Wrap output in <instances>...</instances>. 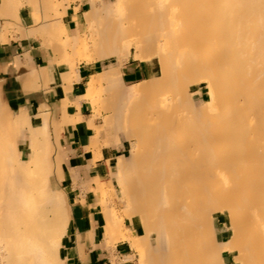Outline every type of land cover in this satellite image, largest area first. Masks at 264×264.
Instances as JSON below:
<instances>
[{"label":"bare ground","instance_id":"bare-ground-1","mask_svg":"<svg viewBox=\"0 0 264 264\" xmlns=\"http://www.w3.org/2000/svg\"><path fill=\"white\" fill-rule=\"evenodd\" d=\"M71 2L0 0V29L6 30L9 18L30 28L29 36L41 34L53 65L37 72L17 62L19 78L46 84L58 70L64 90L58 121L66 131L84 123L67 110L79 66L104 64L75 99L76 107L92 108L86 126L94 135L84 150L95 160L103 147H130L129 166L123 154L110 161L118 192L111 182L95 180L101 230L113 242L128 241L143 262L146 248L149 264H264V0H84L85 25L78 22L69 33ZM45 7L53 12L43 13ZM38 10L46 14L43 21ZM133 50L145 61L147 80L125 90L120 67ZM150 57L160 62L159 79ZM112 58L117 66L108 65ZM203 84L215 92L203 102L207 111L191 101ZM1 109L0 122L6 120ZM103 112L100 128L96 121ZM9 118L28 126L31 153L12 159L0 140L2 261L62 264L69 224L57 185L69 164L57 152L63 138L55 137V149L44 108L34 118L25 110ZM110 130L113 141L107 139ZM107 197L124 199L126 207L108 209Z\"/></svg>","mask_w":264,"mask_h":264},{"label":"crops","instance_id":"crops-1","mask_svg":"<svg viewBox=\"0 0 264 264\" xmlns=\"http://www.w3.org/2000/svg\"><path fill=\"white\" fill-rule=\"evenodd\" d=\"M83 6L84 4H74L69 7L65 19V25L69 33L77 27L78 22L82 21ZM76 8H79V10L76 11ZM20 49L22 52H20ZM4 60L7 65L6 69L13 71L15 74H21L16 66L17 62L37 72H49L53 65V62H46L48 58L40 51H36L35 48L25 51L21 44H10L5 51ZM108 65L117 66V62L108 63ZM103 70L104 64L102 62L79 66L78 76L80 80L74 84V89L67 95V99L75 102L76 96L82 92L83 86L92 79V76L103 73ZM54 75L56 76L54 86L52 85L53 87L49 91L43 89L45 84L42 81L30 84L24 78L21 79L19 76L15 77V75L11 77L10 75L8 79L11 81L10 90L12 93L8 98L9 105L16 107L17 111L15 112L25 110L31 118L36 117L43 106L51 107L52 109L54 107V111H59L56 103H59V100H64V97L59 94V90H63V86L60 83L57 69H55ZM145 76L144 69L134 58L129 59L120 67V79L125 87L143 82ZM26 88L28 91H26ZM33 107H35L34 112L32 111ZM86 108H88V104L82 103L76 111L77 116H80L83 120H88L90 117V114L85 112ZM93 135V131L83 123V126L76 132L66 131L63 137V154L69 161L64 172L63 182L71 210L69 224L64 236V264H133L135 254L129 245L130 243L128 241H119L115 246V250H111L108 248L105 231L101 230L99 216L103 212V207L98 203L95 195V190L97 189L95 180L103 184H110L112 174L110 161L117 157V153L112 147H103L100 151L101 159L95 160V153L84 150ZM70 170L72 171L71 174ZM109 199L111 206L106 200L108 209H116L113 204L114 200H119L126 207L124 199L114 197ZM126 226L129 230H133L128 221H126ZM225 254L229 255L228 253ZM225 254L224 257L226 256ZM114 259L116 260L115 262Z\"/></svg>","mask_w":264,"mask_h":264},{"label":"rangeland","instance_id":"rangeland-1","mask_svg":"<svg viewBox=\"0 0 264 264\" xmlns=\"http://www.w3.org/2000/svg\"><path fill=\"white\" fill-rule=\"evenodd\" d=\"M53 1L55 2L56 0H52V3H54ZM60 1H62V0H60ZM106 1H108V0H105V2ZM74 4H84V0H72L70 7L73 6ZM84 6H83V12H82V21H81V23L83 25H85V19H84V14L83 13L88 8L86 5H84ZM46 8H47V10H44L43 13H47L48 14L49 12L50 13L53 12L51 10V9H53V7H50L51 9H49V10H48V7H45V9ZM41 9L43 10L44 8H41ZM77 9L78 8H76V10ZM40 10H38V12H37V14L39 13L38 15H40V17L38 15L37 16L39 18V21H43L44 18H43L42 15H44V14H42V12H41L42 10L41 11ZM68 10H69V8H68ZM27 15H28L27 18L29 19L30 10H27ZM45 15H44V17H45ZM29 32H30V28L22 26L20 23H16V22H14L13 20H11L9 18L6 19V30H2L1 31V29H0V104L2 105V107L0 105V108H2L4 110V112H6V120L0 122V135L2 136V137L0 136L1 137L0 140H2V142L6 144V149L9 150V154L11 155L12 159L13 158L17 159L18 157L21 158V156L28 155L29 153H31V147H30V140H29L30 132H29L28 126L23 125L21 123L19 125H16V124H14V122H12L14 120H12V119L10 120V118H9V116H11V118H12L18 112H15V111H17L16 107H14L13 105L10 106L9 103H8V100H9L8 98L10 97V95L12 93L11 90H10V82L11 81L8 78L10 77V75H11V77H12V75L13 76L15 75V77L16 76L20 77V74H15L13 71L11 72L10 70L8 71V69H6L7 65L4 63L5 62V60H4L5 51L10 46V44H21L25 51L27 49H30V48H35L36 51H40L43 55H46V57H48V58L51 57V53H49L50 51L48 50L47 46L46 45H42L43 44V40H42V37L40 36L41 34L39 32H38V34H37V32H35L32 36H29ZM20 52H22L21 49H20ZM68 53H69V56H72V52H71L70 49H68ZM57 57L59 58V55H57ZM133 58L135 60H137V63L139 65H141V67L145 71V68H144L145 67L144 66L145 65V61H144V59H139V60L136 59L135 55H134V50H133L132 54L128 57V59L125 60V62H127L129 59H133ZM147 59H148V61L149 60H154V66H152L151 68L156 73L154 72L155 75L153 76V78L154 79H159V77H161V74H159V73H162V71L160 70V62H159V60L157 58H152V57L147 58ZM60 61H61V58H59V62ZM109 61H110V63H115L116 62V60L113 59V58L109 59ZM46 62L47 63H52V60L48 59ZM20 67L21 68H25L26 66L24 64H21ZM145 74H146V71H145ZM145 79L147 80V75L145 76ZM145 79H144V81H146ZM144 81L141 82V83H144ZM190 82H192V81H190ZM52 85L54 86V81L53 82L49 81V82H47L45 84L43 89L46 90V91H49L50 89H52L51 88V87H53ZM191 85L193 87L194 83L193 84L191 83ZM123 88L125 90L127 89V87H125V86H123ZM37 89H39V88H37ZM84 89H85V85H84V87L82 89V92H84ZM69 94H70V92L68 93V95ZM107 94H108V92H107V90H105V92L103 94V98L104 99L108 97ZM214 94H215V92L213 91V93H212V90H211L210 87H208L207 85L203 84V85L200 86V88L198 90L195 89L193 91L192 96H191L192 105L196 109L197 108L198 109H205L207 111V109L205 108V104L203 102L204 101H210L213 98ZM63 101L64 100H59V103H56V105H58L57 107L59 109L61 108V106L63 104ZM67 101H68L67 110H68L69 116L70 117L77 116V114H76L77 112L76 111H77L78 107L75 106V102H72V101H70L68 99H67ZM99 104H101V103H99ZM102 105L103 104H101V107H102ZM90 106L91 105L88 104V108H86V110H85L86 114H90V117L88 118V120H83V122L85 124H87V125H91L92 124V114H93V112H92V108ZM99 107H100V105L98 106V108ZM42 108H44L48 112V116H49V128H48L49 133H48V136L50 138L51 143L52 144L54 143L53 146L56 149V147H55L56 146L55 145L56 144V140H57V138H63L64 137V134L66 132V127L64 126V124L61 125L62 123L59 122L61 120L60 111H58V110H57V112L54 111V107H53V109L51 107H46V106L41 107V109ZM219 108L217 110H215V112H214L215 114L219 113V112H217V111H220ZM211 113L214 114L213 111ZM39 115H40V111H39V114L37 116H39ZM106 116H107V114L103 112L102 116H101L102 118H99L97 120V126L98 127L102 128L104 126L103 120H104V118ZM59 125H61L60 129H58ZM9 126H11V127H9ZM56 126H57V128L55 129ZM54 130L55 131L57 130L56 131L57 133L55 134L56 136H54V133H55ZM109 133H108L107 139L109 141H113L115 139V137H114L115 133H114L113 130H110ZM113 134H114V136H113ZM55 137H57V138H55ZM109 137H110V139H109ZM41 139H43V138H41ZM123 144H124V146L123 145L118 146V145L113 144V145H111V147L114 148V151L117 153V156L120 155V154L125 155V157L127 159V161H125V163L129 166V162H130L129 161V158H130L129 143L125 142ZM57 152H58L59 155L63 154L62 145L58 146ZM14 167L16 168L17 165L14 166ZM11 173H12V169L10 167L6 168V174H10L11 175ZM127 173H129V172H127ZM64 174L65 173H63L61 175V177L58 178L60 181L57 183V185H58V188H59L60 192L64 196V202H65L64 203V208H65L64 211L66 212V211L69 210V212H66V214H68L69 220H70L71 210H70V205H69L68 198H67V192H66L65 185H64V182H63L64 181V176H65ZM124 174H126V173L124 172L123 175ZM62 176H63V179H62ZM58 179H57V181H58ZM111 183H112V186L114 188L113 190L115 192H118V189L120 188V185H118L117 180H113ZM105 184H109V183H105ZM107 202H108L109 206H111L110 205L111 202H110L109 197H107ZM113 204L115 205V207H116V209L118 211H122V209H124V204L122 202H120L119 200H114ZM0 213H2V211ZM2 215H3V213H2ZM0 217H1V215H0ZM66 230H67V228H66ZM65 235H66V232H65L64 236ZM107 241H108V248L111 249V250H115V246H116V244L119 241H114L113 242L112 240H109L108 237H107ZM110 241H112V242L110 243ZM0 244H1L0 245V247H1L0 248V255L1 256L3 254L5 255V256L3 255V257L0 256V262H2L0 264H6V260L2 261V258H5L6 255H7L6 252H4L5 250H2V247H3V245H5V243H1L0 242ZM132 249H133L134 254H135V257L133 258V264H149V261H148L149 260V252H148V250L146 248H143V255H144V258H145L144 262L141 260V254H140L141 252H139L135 248H132ZM62 252H63V255H64V253H65L64 247H63V251ZM224 259L226 260V262H229V263L232 262V260H233V258L230 255H226L224 257ZM115 261L116 260L114 259V262ZM64 262H65V257H63V259H62V264H64Z\"/></svg>","mask_w":264,"mask_h":264}]
</instances>
